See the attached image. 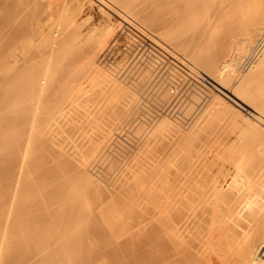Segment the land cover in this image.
Instances as JSON below:
<instances>
[{"label":"bare ground","instance_id":"obj_1","mask_svg":"<svg viewBox=\"0 0 264 264\" xmlns=\"http://www.w3.org/2000/svg\"><path fill=\"white\" fill-rule=\"evenodd\" d=\"M19 1L22 3V0ZM37 1L38 0H32L34 4L37 3ZM60 1L63 2V5L59 8V16L56 15L59 18L58 20L56 19V23L50 27L51 30L48 28V31H50V33L59 32L63 38V44L59 43L57 47H47L46 45L49 43H47V34L49 33L47 32L45 35L44 32L35 28H33L32 33L30 32L31 28H29L30 31L23 37L24 45L21 47L23 54L31 50H38L39 53H42L40 55L41 58H43H40L42 61L40 59V62L37 60L39 56L35 57V62H39L38 65L33 64L34 66H29L26 54L24 55L25 60L23 64H20L16 56L17 48L15 46L9 45L7 49H5V47L8 44L4 43L5 45L0 46L5 50L1 48V53L4 52L0 54V76L2 79H5L3 83L9 81L8 84H2L0 81L2 85H0V87H2V89H0V264H94L97 259L86 260L89 255L88 253L87 256H85L86 261L81 259V262L78 261L81 257L75 259V256L77 253L82 252V250L80 252H78L79 250L74 252L76 249L74 248L73 251V249L70 248V251H73L70 252L68 249L70 245L69 240L72 239L71 241H73L74 236H78L79 234H73L78 229H75V227L74 230L73 227H71V220H69L71 225L68 226L70 223L67 221V218L71 216L69 214L72 209L74 212L76 206L80 207V205H75L73 208H69V210L66 207L69 205L72 206L73 203L76 204L78 201L81 202V200L85 202L86 207L92 206V209L95 208L97 202L100 203L99 206L97 205L98 208H96L99 211L96 210L98 212L97 216L102 217L101 224L104 222V225L107 224L106 226L108 229L104 227L107 229V232H113L114 230L115 233L117 225L119 226L124 222L122 227H118V233L116 232V234H120V236L115 234V238H120V241H122V235L125 233L128 238L129 235L130 238L132 237L129 233L132 232V230L128 231L130 228L127 230L129 235L126 232L125 227L127 225L125 226V217L129 216L131 210L134 212V207L142 206V203L153 200L155 203V210H139L140 220L137 222V225L142 222L143 224L141 225H144L142 226L143 230L145 228L147 230H145L146 234L150 236L151 232V234L155 235L154 239L158 243V250L162 253V257H160L161 259H159L158 264H264V42L259 49L257 48V44H259L258 39L263 38L264 41V0ZM28 2H31V0ZM12 3L16 4V0H0V6L5 8L9 7V9H11V6L14 5ZM58 4L60 5V3ZM87 4H94L96 11L101 12L104 19L93 27L91 25L92 28L85 29V25L96 17V15H90L83 23H78L77 16L85 11ZM5 8L0 10L2 11L0 13H3L4 10L6 11ZM12 9L7 10L5 13L7 14L11 11L10 13L12 14L9 15L11 18L12 15L14 17L16 14L13 13L15 5L14 9ZM1 15L2 14H0V17L4 16ZM114 15L118 16L119 19L115 20L114 17L116 16ZM2 18H4L5 21L8 20L5 17ZM48 18H50V16ZM12 19H10V21H12ZM1 20L0 26H3V20ZM13 22L14 21H12V23ZM142 22L147 24V26ZM9 23V20L8 24L4 22L7 27ZM12 23H10V25ZM14 24H12V26ZM124 24H128L137 29L145 36H149V38L151 37L150 39L157 46L170 52V55L187 67V70L193 69L190 72H194L195 70L201 78L206 80V83L211 89L217 91V93L211 97L209 104L205 107L206 109L202 114H207V112L217 114L223 118L227 132H230L228 129H232L235 131L233 132L235 134L236 129L242 128L241 130L243 132L247 131L244 134L248 135L250 133L253 139L250 138V140L245 141L247 137L245 135L246 137H243L244 141L213 140L214 138L217 140V135V138L214 137L211 139L212 141H210V139L209 141H202V138L201 141H198V136L199 138L202 137L200 133L203 129L206 131L208 128V126H206L207 116L202 119L203 115H199L202 120L197 118L198 120H195L196 123L193 124L194 119L189 118V111V114L185 112L188 114V117L185 114L186 118H181L182 116H180V119L177 120L176 118H179L178 114H176L177 117L175 119L172 115L169 117V113L174 114L171 107H169V113L167 112V116H165L163 113L166 112L165 108L170 104V100L168 102L169 104L166 103L167 105L165 108H160V110L162 109L164 112L154 111V113L151 114L152 112L150 113V110H153V106L151 109L149 108V112L145 110L150 115H145L146 113L142 112L143 115L149 119V124L153 122L152 125L150 124L152 127L144 134L145 137H142L144 138L142 141L131 142L130 139H125L129 143L127 144L126 142L127 145L124 143L125 141H120L121 144L124 143L126 147L130 149L132 155L130 154L128 158L122 159L121 157L125 154L123 155L122 152H119L121 153V157L115 154L113 144L116 145L115 140L117 135H119L118 128H120L119 130L121 131L123 125L137 120L140 115H136L134 112L136 111L137 113V110L140 108L138 106L143 103L144 99L142 98H146L149 92H145L146 96H144L143 92L140 93L142 86L144 87L143 90L147 87V79L143 74L142 78L140 76L139 80L135 81L137 78L136 75L134 77L135 80L130 83L132 84L131 86H125L123 83L124 81L121 80L123 81L121 82L119 80L121 77L118 78L117 73L115 74V71H119L116 69L117 67L115 71L109 68L110 71H113L114 74H112L110 71H107V69L104 70L105 68L103 69L100 67L99 64H97L98 60L95 61L97 52L106 48V44L115 34L117 28L123 27ZM5 25L3 28L0 27V30L3 31L6 27ZM223 27L233 34L232 36L229 35V37H227L228 34L224 36L229 38V42H225L226 38H221V40L217 41L219 39L216 38L218 29L222 30ZM238 30H240V32H238ZM236 32H238V34L241 33V36H237ZM221 34L222 33H220V35ZM35 35L39 36L37 39L39 41H36L34 38ZM49 39L52 41V38ZM172 45L175 49L171 47ZM225 48H228L229 51L225 50ZM45 49H47V51H43ZM142 54L143 53L140 55ZM252 55L255 56L253 60L249 61L248 56L252 57ZM155 56H157V54ZM52 57H54V59H52ZM56 58L58 61L55 62ZM143 59H145V57ZM32 60L31 62L34 61ZM31 62L30 64L32 65ZM153 62H151V64ZM139 66L137 65V67ZM200 66L203 69H201ZM137 67L135 66V68ZM82 70L85 74L80 76L79 71L82 72ZM138 73L140 74V72ZM147 73L148 71L145 75H147ZM126 74H123L124 78ZM173 74L174 73H172V75ZM120 75L122 74L119 72V76ZM127 77H129V75ZM86 79H88L91 84L95 85L101 82L112 81V83L108 85V94L115 95L118 91L126 88L129 90V97L116 103H114L115 100H113L111 96L96 100V98L89 93V89L84 85ZM255 84L256 86H254ZM132 86L137 87L138 90ZM153 86H155L154 83ZM161 89L164 88L162 87ZM203 90L205 91V89ZM48 91L52 93V96L58 94L57 96L59 97L60 95L61 97L59 104L56 107L54 106L55 108L51 105L53 109H50L51 111H48L47 108L45 109L46 106L44 105L47 104L45 102L47 100L44 98ZM168 91L170 92V90ZM195 91L197 90L195 89ZM157 94H159V92ZM164 94H167V91ZM57 96L54 95V98ZM47 98L49 97L47 96ZM91 100H95V103L89 106ZM198 100H202V98ZM47 102L48 105L49 103H53H51V101ZM197 103L200 105L201 102L199 101ZM161 104L163 105L160 101V105ZM156 105H158V103ZM160 105L158 106L162 107V105ZM203 106L204 105L201 107ZM154 110H156V108ZM191 112L193 113V111ZM78 113L81 115L79 116ZM77 115L79 120L82 116H85L87 124L88 121H90L94 129L95 127L99 129L94 131L97 133H92V138H89V141L82 139V142H79V131L75 132V128L79 124L84 125L86 121L82 118L83 123H81L82 120H80L79 123ZM185 115L183 116L185 117ZM58 117L61 118L59 119ZM141 124L144 125L145 123ZM141 124L139 126L140 128ZM191 124L193 125L191 126ZM145 125L147 126V124ZM167 125H176L185 128L186 130H184V132H189L190 141H157L156 133ZM189 126H191V128L187 130ZM133 127H135V124ZM143 127L142 129H146L145 126ZM78 128L80 130L83 127L78 126L77 129ZM140 128L138 129L140 130ZM58 129L60 132L62 131L65 133V140L67 143L63 144L59 139H55L59 137L61 140V136L58 135L57 137V134H55ZM86 129H90V126L83 129L85 131L81 130L88 134L89 131L86 132ZM132 129L130 128L131 131ZM83 132L81 134H83ZM140 132V134L136 132L135 135L140 137L139 135L142 134L143 130H140ZM243 132L240 133V135H243ZM233 133L231 134L233 135ZM73 134L78 141H76V139L75 141L74 139L71 140L75 137L72 136ZM94 134H97L99 138L94 139ZM88 135H84L83 137H87ZM122 135L123 133L120 136L122 137ZM128 135L129 133L127 136ZM132 135H134V133ZM228 136L230 135L228 134ZM128 137L131 138L133 136ZM206 137H204V139H206ZM249 137L247 138L249 139ZM118 143L117 145H119ZM45 145L46 147L50 145L56 148L57 153L55 151V154H57L60 161L59 163L61 164L63 173L61 174L64 176L63 179H65V177H70L71 180L68 182H66L68 178L67 180L65 179V181L60 178L58 180V178L55 179L56 176L52 177L53 180L55 179L54 182H50L51 178L49 180L46 179L47 175L51 176L56 170L55 167V169H53V166L56 165L52 163V166V164L48 162L46 166L49 167L51 164L53 169L52 173L50 168H48V171L50 170L48 174L40 172L41 170L39 171L38 166H36V172L39 171L40 174H44H39L38 176H40V178L38 179L43 181L44 179H41V176H43V178L46 176V181H43L44 183L40 181L41 184L44 185L43 188H40L41 185H38V183L35 185V178H33L34 181L30 187L27 183L30 182L29 180L32 178V174H34L33 172L35 171L31 172L35 167V156L40 148H45ZM116 150L118 151V149ZM124 151L129 153L127 150ZM102 157H104L103 163L105 162L104 159L109 158L110 163H112L110 164V168L111 165H114V168L117 166L121 167V170L125 167L124 169L127 172L125 175H120L121 177L112 184L111 188H107L108 186L106 187L103 181L99 180L91 173V169L98 166V161L102 159ZM52 158H50L51 161L56 159ZM109 160H107V162H109ZM56 162L58 161L56 160ZM40 163L43 162H39L38 165ZM46 163L47 161L45 164ZM40 166L43 168V165ZM46 166L44 165L45 168ZM45 168H43V170ZM97 168L98 167H96V169ZM61 169L59 170L60 172ZM113 170L114 169H112V171ZM48 171L46 169V172ZM100 172H97V174L99 175ZM121 172H123V170ZM121 172L119 171L118 173ZM115 173H117V171ZM58 174L60 173L58 172ZM122 176L124 177L123 179ZM112 178L113 177H111V180L113 181L117 179L115 177V180ZM119 179L121 181H119ZM47 180L50 183L47 182ZM36 182L38 181L36 180ZM46 182L48 183L51 196L55 199L59 197L58 200L52 201V204L50 199H54L51 197L50 199L46 198L47 201L50 202L48 205L46 204L47 201L46 203L44 201V196H46L47 192L45 193V191L41 190L48 189L47 185H45ZM109 182L111 181L109 180ZM37 190L44 192L45 195L42 196L40 193L39 195L35 194L36 196L33 195ZM91 193L98 197V200L95 197L97 201L94 203L95 206L92 204L90 205V201L95 200V198H90ZM48 195L50 194L48 193ZM56 206L59 207L56 209L60 210H58V215H64L60 214L63 208L69 211V214L67 213L68 217L66 218L64 216L68 224L65 220L62 222H65L68 228L71 227L74 232L68 234L66 228H63V230L60 229L62 232H59L58 227L60 225L62 227L63 223L60 224L55 231L54 224L52 225L49 221L54 231L52 228V231L47 230L48 227L50 228L52 226H47L46 224L49 223H47L45 219L50 218L47 216L52 215V213H49V215L48 212H52L51 208ZM79 207L77 208V213L80 212L79 209L81 207V209H83V206ZM126 208H131L128 209V212L126 211L128 216L125 215L126 212L124 213ZM56 209L53 210V213L57 212ZM85 210L89 211L86 215L83 213ZM91 211L86 208L81 211V214L85 217L87 214L88 216L90 215L89 217L87 216L89 218L88 221H93L95 218H90L95 211L93 209L94 213L90 214ZM136 212L138 214V210H136ZM77 213L74 212L76 216L73 214L76 217V219H74L75 222H77L76 224L80 227L86 225V229H88V223H83L85 224L83 225L81 222L83 218L80 217L81 219H78L80 213L78 215ZM53 216L57 217L55 214L52 215V217ZM74 216H72V219ZM133 216L131 215L132 218L130 219L135 218L136 213L135 216ZM50 219L51 222L55 221H53L54 218ZM57 219L59 218L57 217ZM61 219L60 217V220ZM97 219L100 221L99 217ZM127 219L128 222L130 219L129 217ZM136 219L138 220V217ZM42 220H44V222L46 221V224L42 222ZM76 220H80L81 223H78ZM84 220L86 219L84 218L83 221ZM56 222L57 221L54 222L55 225L57 223L59 224V222ZM74 223L73 225L75 226ZM130 223L129 221V224ZM66 224H64V226ZM89 224L91 225V223ZM101 224L98 227L101 228ZM129 224L127 227H129ZM42 225L45 227L47 226V228H44ZM141 225L138 226L141 227ZM132 226V228H135L134 225ZM81 229L85 230L84 227H81ZM81 229L79 228L80 231ZM64 232L66 234H61ZM85 232L87 231L85 230ZM110 232L109 237L114 234H110ZM67 234L69 236L71 235L70 237L73 238H68ZM142 234L145 235L144 233ZM66 236L67 240L69 239L68 241L65 240ZM152 236L153 235L150 237ZM78 237H80V235ZM81 238L82 240L79 239L80 243L83 241V236ZM106 238L108 237H105V239ZM145 238L148 239L146 235ZM109 239L111 242L114 241V243L119 241L117 239L113 241L111 238ZM63 240H65V244H63ZM120 241L116 243V246H118ZM153 241L151 240L150 242ZM74 242H76V240H74L71 245H74ZM89 242H92V240ZM67 243L69 245L64 246ZM80 243L79 246H81ZM88 245L89 244H87V246ZM120 245L118 246L119 249L122 248ZM111 246L110 247L113 248V245ZM83 247L84 246H82V249ZM105 247L106 246H104V248ZM83 250L85 251V249ZM110 251H112V249ZM72 253H76V255L73 256ZM82 253L80 254L82 255ZM120 253L121 252H119V254ZM70 254L76 261L70 257ZM94 254L96 253H93V255ZM102 254L105 255L104 253ZM94 257L95 256H93V258ZM99 264L105 263L101 262Z\"/></svg>","mask_w":264,"mask_h":264},{"label":"rangeland","instance_id":"obj_2","mask_svg":"<svg viewBox=\"0 0 264 264\" xmlns=\"http://www.w3.org/2000/svg\"><path fill=\"white\" fill-rule=\"evenodd\" d=\"M26 1V0H25ZM25 1H23L22 0V3L19 1V0H16V4H14V3H12V4H14L15 5V10H14V17H13V15H12V18L9 16L10 14H12V13H10V12H8L7 14H5L6 12H7V10H11L12 8L14 9V5L13 6H11L12 8L11 9H9V7H1L0 6V8H2V9H0V10H3V8H5L6 9V11L4 10L3 11V13H0V14H2V15H4V16H2V17H5L6 19H8L9 20V22L10 23H12V21H14L15 22V24H14V22L12 23V24H14L13 26H12V24L10 25V23H9V28L4 24V22H6L7 24H8V20H4V18H2V17H0L1 19V21L3 22L2 24H3V26H0L1 28H3L4 27V25L7 27H5L4 29H3V31L2 30H0L1 32H0V46L1 45H5V44H8V45H6V47H5V49H7V47L10 45V46H15L16 48H17V50H16V56H17V59H18V63H22L23 64V62H24V60H25V58H24V55L26 54L27 56H26V58H27V60H28V65L29 66H34L33 64H37L38 65V63L40 62V60L41 59H43V58H41V54L42 53H39V51L38 50H31L30 52H28V53H25V54H23V51H22V46L24 45V43H23V37L30 31L31 33H32V30H33V28H35V29H39L40 31H42V32H44V34L46 35L47 34V32L49 33V34H47L48 35V39H47V43H45V44H47L46 46L47 47H49V46H55V47H57V45L59 44V43H62L63 44V38H62V36L59 34V32H56V33H50V31H48L49 29H50V27L54 24V23H56L55 22V20L57 19L58 20V18L59 17H57L56 15H58L59 16V8H61L62 7V5H63V2L62 1H60V0H38L37 1V3H35L34 4V2H32V0H31V2H28V1H30V0H27L26 1V3H25ZM20 2V3H19ZM58 3H60V5L58 4ZM22 5V6H21ZM22 7V8H21ZM25 9H24V8ZM8 8V9H7ZM12 9V10H13ZM22 10V11H21ZM58 11V12H57ZM0 12H2V11H0ZM55 12V13H54ZM51 15H50V14ZM94 16V15H96V17H95V19H92L90 22H88V24L87 25H85L86 27H85V29L86 28H92L94 25H96V24H98L99 22H102V20L104 19V16H103V14L101 13V12H99V11H96V9H95V5L94 4H87V8L85 9V11L83 12V13H81V14H79L78 16H77V20H78V23H83L84 21H85V19L87 18V17H89V16ZM7 16H9V17H7ZM50 16V18H48ZM114 16H116V15H114ZM52 17H56L55 19L54 18H52ZM10 19H12V21H10ZM114 19L116 20V19H119L118 18V16H116V17H114ZM56 20V21H57ZM95 20V21H94ZM94 22H96V23H94ZM143 23V22H142ZM46 26H45V25ZM48 24V25H47ZM145 26H147V24H145V23H143ZM203 24V23H202ZM0 25H1V22H0ZM89 25H90V27H89ZM91 25H92V27H91ZM55 26V25H54ZM125 26V27H124ZM126 26H128V27H126ZM203 26V25H202ZM29 28H31L30 30H29ZM49 28V29H48ZM53 28V27H52ZM55 29H56V27H55ZM54 29V30H55ZM235 29V28H234ZM51 30V29H50ZM133 30V31H132ZM52 31H53V29H52ZM221 31V32H220ZM229 30L227 29H225V27H223L222 28V30L221 29H218V33H217V37L216 38H219L217 41H219V40H221V38L222 39H224V38H226L225 39V42H227L228 41V39L229 38H227V37H229V35H233L232 34V32L230 31V32H228ZM54 32V31H53ZM222 33L221 35H220V33ZM238 32H240V30H238ZM238 32H236V35L238 36V35H240L241 36V33H239L238 34ZM51 34V35H50ZM133 34V35H132ZM228 34V36L227 37H224L225 35H227ZM235 34V33H234ZM49 35H50V37H49ZM53 35H54V37H53ZM132 36V37H131ZM239 36V37H240ZM134 37V38H133ZM34 38L36 39V41H39V40H37L38 38H39V36H37V35H35L34 36ZM49 38H52L51 40L52 41H50V39ZM145 38V39H144ZM149 38V36H145L144 34H142V33H140L137 29H135V28H133V27H131V26H129L128 24H124L123 25V27L121 26L120 28H117V30H116V32H115V34L110 38V40L108 41V43L106 44V48H104L103 50H100V51H98L97 52V54H96V56H95V61H97V64H99V66L100 67H102L104 70H106L107 69V71H110L111 69L112 70H116V69H118L119 71L117 72V71H115V74L117 73V76H118V78L119 77H121V79L119 78V80L121 81V80H123V81H121V82H123L124 83V85L125 86H131L132 84H130L131 83V81H134L135 80V76L137 77L136 78V80L135 81H137V80H139V78H140V76H141V78H142V76L144 75V77L147 79L146 80V89L145 90H143V86L141 87L142 89H140V93L141 92H143V94H144V96H146L145 94L147 93V96H146V98L144 97V98H142V99H144L143 100V103H141V105H137L138 107H140L139 108V110H137V113H136V111L134 112L136 115H142L141 117L139 116L138 118H137V120L139 121H133V122H129V123H127V124H125V125H123V128H122V126H121V131L119 130L120 128H118V131H119V135H117V138H116V145H114L113 144V147H114V149H115V154H117V155H119L120 157H121V153H119V152H122L123 153V155L124 156H122L121 158L122 159H126V158H128L129 156H130V154L132 155V152L130 153V149L128 148V147H126V145L127 144H129L128 143V141L127 140H125V139H130V141L132 142V141H142L144 138H142V137H145V135L144 134H146V132L147 131H149V129H150V127H152L151 125L153 124V122L151 123L150 122V124H149V119L148 118H146V116L145 115H148L149 113V108L151 109L152 108V106L154 107L153 108V110L151 109L150 110V113L151 114H153L154 113V111L155 112H161V111H163L162 109L163 108H165V106L167 105V104H169L168 102L170 101V104L168 105V107L166 106V112H164L163 114L165 115V116H167V112L169 113V107H171L172 109H173V111H174V114H170L169 113V117L172 115V117L175 119L176 117H177V115L176 114H178V117L179 118H176L177 120H179L180 119V116H182L181 118H186V115H187V117H188V111L190 112V119H194L193 120V124H195L196 123V121L195 120H198V119H200V120H202L204 117H206L207 116V124H206V126H208V128H207V130L206 131H204V129H203V131L200 133V136H202V137H200L199 138V136H198V141L200 140L201 141V138H202V141H209V139H210V141H212L211 139L212 138H214V137H216L217 138V135H218V138H217V140L214 138L213 140H215V141H244V138L243 137H249L250 136V133L248 134V135H246V134H244V133H246L247 131H245V132H243L241 129H236V133L234 134L233 132H235L234 130H229L228 129V131H230V132H227V129H225V125H224V120H223V118L221 117V116H219V115H217V114H212V112H207V114H202L203 113V111L206 109L205 107L209 104V101H210V99H211V97L213 96V95H215L216 93H217V91L215 90V89H211V87L206 83V80H204L203 78H201L199 75H198V73L194 70V72H190V71H192V70H190V69H188L187 70V67H185L183 64H181L179 61H177L176 59H174L171 55H170V52H168V51H166V50H163L162 48H160L159 46H157L150 38ZM62 42H61V41ZM138 40V41H137ZM151 40V41H150ZM259 40V44H257V48L259 49L260 48V46H262V44H263V38H259L258 39ZM149 41V42H148ZM151 42V43H150ZM229 42V41H228ZM5 43V44H4ZM143 43V44H142ZM152 44V45H150V44ZM261 44V45H260ZM86 45V44H85ZM148 45V46H147ZM150 45V46H149ZM86 47V46H85ZM152 49H150V48ZM155 47V48H154ZM171 47H173L174 49H175V47L172 45ZM2 47H0V54H2L5 50H4V48H2L4 51L1 53V51H2V49H1ZM9 48V47H8ZM146 48V49H145ZM157 49V50H156ZM231 49V48H230ZM151 50V51H150ZM225 50H228L229 51V49L228 48H225ZM43 51H47V49H45V50H43ZM104 51V52H103ZM154 53H153V52ZM159 51V52H158ZM160 51H161V53H160ZM146 52V53H145ZM152 52V53H151ZM137 53V54H136ZM141 53H143L142 55H140ZM148 53V54H147ZM163 53V54H162ZM36 54V55H35ZM145 54H147V55H145ZM157 54V56H155V55ZM151 57H150V56ZM166 55V56H165ZM38 57L39 56V58H37V60H39L40 58V60H39V62L37 63V62H35V57ZM45 56H47V55H45ZM135 56V57H134ZM141 56V57H140ZM143 56V57H142ZM254 56L255 55H252V57H249L248 56V60L249 61H251V60H253V58H254ZM44 57V56H43ZM131 57V58H130ZM138 57V58H137ZM145 57V59H143ZM160 57V58H159ZM136 58V59H135ZM148 58H149V60H148ZM153 58V59H152ZM159 58V59H158ZM162 58V59H161ZM164 58V59H163ZM34 61H33V60ZM52 59H54V57H52ZM133 59V60H132ZM158 59V60H157ZM166 59V60H165ZM31 60L34 62H31ZM36 60V61H37ZM125 60V61H124ZM138 60V61H137ZM142 60H144V61H142ZM156 60V61H155ZM42 61V60H41ZM56 61H58V59L56 58L55 59V62ZM154 61V62H153ZM159 61V62H158ZM165 61V62H164ZM174 61V62H173ZM248 61V62H249ZM30 62L32 63V65L30 64ZM124 62V63H123ZM133 62V63H132ZM151 62H153L154 63V65H153V63L151 64ZM58 63V62H57ZM130 63V64H129ZM138 63H141V64H138ZM146 63H147V65H146ZM162 63V64H161ZM177 63V64H176ZM134 64V65H133ZM131 65V66H130ZM137 65L139 66V67H137ZM144 65V66H143ZM150 65H152V66H150ZM158 65H160V66H158ZM170 65V66H169ZM135 66L137 67V68H135ZM147 66V67H146ZM148 66H150V67H148ZM182 68H181V67ZM198 66V65H197ZM38 67V66H37ZM114 67V68H113ZM117 67V68H116ZM132 69H131V68ZM144 67V68H143ZM199 67V66H198ZM109 68H110V70H109ZM116 68V69H115ZM152 68V69H151ZM189 68V67H188ZM200 68H201V66H200ZM143 69V70H142ZM155 69V70H154ZM184 69V70H183ZM201 69H203V68H201ZM124 70V71H123ZM130 70V71H129ZM135 70V71H134ZM128 71V72H127ZM134 71V72H133ZM148 71V73H147V75H145V73ZM157 71H159V72H156ZM164 71V72H163ZM170 71H172V72H170ZM112 74H114L113 73V71H110ZM119 72L122 74V75H120L119 76ZM123 72V73H122ZM125 72V73H124ZM138 72H140V74L138 73ZM150 72V73H149ZM152 72V73H151ZM163 72V73H162ZM182 72V73H181ZM127 73V74H126ZM134 73V74H133ZM138 73V74H137ZM172 73H174L173 75H172ZM197 75H196V74ZM79 74H80V76H83L84 74H85V72L82 70V72L81 71H79ZM123 74H126L125 75V78H124V75ZM131 74V75H130ZM143 74V75H142ZM150 74H152V75H150ZM155 74H157V75H155ZM159 74V75H158ZM193 74H195V75H193ZM129 75V77H127ZM150 75V76H149ZM155 75V76H154ZM166 75H168V76H166ZM205 75V74H204ZM208 75H209V73H208ZM148 76V77H147ZM158 76H159V78H158ZM161 76V77H160ZM165 76H166V78H165ZM171 76H173V77H171ZM177 76V77H176ZM194 76V77H193ZM206 76V75H205ZM131 77V78H130ZM134 79H133V78ZM153 77H154V79H153ZM164 77V78H163ZM207 77V76H206ZM126 78H127V80H128V82H127V80H126ZM171 78V79H170ZM173 78V79H172ZM174 78H176V79H174ZM200 78V79H199ZM130 79V80H129ZM156 79H158V80H156ZM170 79V80H169ZM181 79H183V80H181ZM197 79V80H196ZM199 79V80H198ZM3 80H5V79H2L1 78V76H0V81H1V83L2 84H4V83H6V84H8V82L7 81H5L4 83H3ZM6 80H7V78H6ZM8 80H9V78H8ZM149 80V81H148ZM152 80V81H151ZM208 80H209V78H208ZM127 82V84H126V82ZM151 81V82H150ZM171 81V82H170ZM180 81V82H179ZM191 81H192V83H191ZM194 81V82H193ZM150 82V83H149ZM162 82V83H161ZM112 83V81H106V82H101V83H99V84H97V85H95V84H91L90 83V81L88 80V79H86V81L84 82V85L86 86V88H88L89 89V93L92 95V96H94L95 98H96V100L97 99H101V98H103V99H105V97L106 96H111V98L113 99V100H115V102L114 103H116V102H119V101H123V100H125L127 97H129L128 96V93H129V90L128 89H123V90H121V91H118L115 95H110V94H108L107 93V89H108V85H110ZM149 83V84H148ZM153 83L155 84V86H153ZM161 83V84H160ZM165 83V84H164ZM184 83V84H183ZM167 84V85H166ZM195 84H197V85H195ZM1 85V84H0ZM164 85H165V87H164ZM2 86V85H1ZM153 86V87H152ZM158 86V87H157ZM174 86L175 87H177V89L178 90H180L179 91V94H178V96H175L174 94H173V92H172V89L174 88ZM182 86V87H181ZM200 86V87H199ZM254 86H256V84L254 85ZM253 86V88L255 89V87ZM132 87H134V88H136V90H138V88L137 87H135V86H132ZM164 88V89H161V88ZM169 87V88H168ZM191 87H193V88H191ZM0 89H2V87H0ZM149 89H151V90H149ZM155 89V90H154ZM182 89V90H181ZM195 89L198 91V93H197V91H195ZM203 89H205V91L203 90ZM143 90V91H142ZM168 90H170V92L168 91ZM184 90H185V92H184ZM203 90V91H202ZM253 90V89H252ZM155 93H154V92ZM167 91V94H164L165 92ZM199 91H200V93H199ZM146 92V93H145ZM159 92V94H157ZM183 92V93H182ZM190 92V93H189ZM47 94H46V96H45V100H47V101H51V103L52 104H50L49 103V105H48V102L47 101H45L47 104H44L45 106V109L47 108V110L48 111H51V110H53L52 109V107L53 108H55L58 104H59V100H61V97H60V95H59V97L57 96L58 94H54V95H56L57 97H55L54 98V95L52 96V93L51 92H46ZM188 93V94H187ZM51 94V95H50ZM138 94V93H137ZM142 94V95H143ZM169 94H171V95H169ZM187 94V95H186ZM197 94V95H196ZM50 95V96H49ZM162 95V96H161ZM165 95V96H164ZM169 95V96H168ZM183 95V96H182ZM194 95V96H193ZM201 95H204V96H201ZM210 95V96H209ZM47 96L49 97V98H47ZM51 96H52V100H51ZM113 96H115V97H113ZM164 96V97H163ZM168 96V97H167ZM195 96H196V98H197V101H196V98H195ZM154 97V98H153ZM47 98V99H46ZM56 99V100H54V99ZM151 98V99H150ZM156 98V99H155ZM160 98H162L164 101H166V102H164L162 99H160ZM169 98V99H168ZM179 98V99H178ZM202 98V100H198V99H201ZM208 98V99H207ZM50 99V100H49ZM150 99V100H149ZM161 101V103H163V105H162V107H159L158 105H160V101ZM168 99V100H167ZM154 100V101H153ZM157 100V101H156ZM177 100V101H176ZM205 100H206V102H205ZM174 101V102H173ZM175 101H176V103H175ZM201 102L200 103V105L197 103V102ZM204 101V102H203ZM44 102V103H45ZM55 102V103H54ZM152 102H154V103H152ZM95 103V100H91L90 102H89V106H92L93 104ZM158 103V105H156ZM165 103V104H164ZM167 103V104H166ZM172 103V104H171ZM175 103V104H174ZM202 103H204V104H202ZM55 104V105H54ZM146 104V105H145ZM147 104H149V105H147ZM151 104V105H150ZM155 104V105H154ZM180 104V105H179ZM196 104V105H195ZM49 107H48V106ZM51 105H53L52 107H51ZM160 105V106H161ZM171 105V106H170ZM174 105H177V106H174ZM184 105H186V106H184ZM202 105H204L203 107H201ZM55 106V107H54ZM151 106V107H150ZM155 106H157V107H155ZM173 106V107H172ZM183 107V109H182V107ZM189 106V107H188ZM144 107H146V108H144ZM201 107V108H200ZM49 108V109H48ZM144 108V109H143ZM156 108V110H154ZM160 108H162L161 110H160ZM198 108V109H197ZM199 108H200V111H199ZM51 109V110H50ZM171 109V110H172ZM187 109V110H186ZM190 109V110H189ZM192 109V110H191ZM203 109V110H202ZM145 110H148V112L147 111H145ZM177 110H178V112H177ZM182 112H181V111ZM173 111H171V112H173ZM191 111H193V113L191 112ZM198 111V112H197ZM45 112V111H44ZM43 112V113H44ZM140 112V113H139ZM142 112H145L144 114L145 115H143V113ZM177 112V113H176ZM180 112H181V114H180ZM188 113V114H186V113ZM79 113H82V112H79ZM78 113V114H79ZM192 113V114H191ZM186 114V115H185ZM197 114V115H196ZM203 115V117H202V119L200 118V116L199 115ZM44 115H45V113H44ZM81 114H79V116H80ZM150 115V114H149ZM183 115H185V117L183 116ZM194 115H196V116H194ZM145 116V117H144ZM194 116V117H193ZM77 117H78V115H77ZM145 118V119H143V118ZM59 119L61 118V117H58ZM82 118H84V121H86V122H84V125H80L79 123H80V120H82L81 121V123H83V119ZM172 118V119H173ZM198 118V119H197ZM171 119V120H172ZM79 120V117H78V121H79V123H78V121H77V123L79 124H77L78 126H81V127H83V128H81L82 130L83 129H85L87 126L89 127L90 126V129H86L87 131L86 132H88V134L90 133V131H91V133L88 135V134H86L85 132H83V131H85V130H79V128L77 129V127L78 126H76V128H75V132L76 131H79L78 132V134H79V136H78V139H79V137H80V141L79 142H82V139H84L85 141H87L89 138H92V133H97V132H94L95 130H99V129H96V127H95V129L91 126V122L90 121H88V124H87V120H85V116H82L81 117V119ZM199 120V121H200ZM146 121H147V123H146ZM198 122V121H197ZM136 123H137V125H136ZM141 123H145V124H147V126L144 124H141V128L139 127L140 126V124ZM240 123H242V122H240ZM129 124H130V126H129ZM134 124H135V127H133L134 126ZM138 124H139V126H138ZM193 124H191V126L193 125ZM132 125V126H131ZM128 128H126V127ZM143 126H145L146 127V129H142V127ZM167 126H169V127H167ZM165 128H162L161 130H159L158 131V133H156V135H157V141H190V137H189V132L188 131H185L184 132V130H186L185 128H183V127H178V126H176V125H167ZM191 126H189V127H187V130H189L190 128H191ZM92 127V128H91ZM132 127H133V129H132ZM130 128L132 129V131L130 130ZM138 128H140V130L142 131L143 130V132H142V134L141 135H139L140 137H138V135H135V133L137 132V134H140L141 132H140V130L138 129ZM144 128V127H143ZM148 128V129H147ZM205 128V127H204ZM212 130V132H211V130ZM77 129V130H76ZM206 129V128H205ZM130 130V131H129ZM137 130H139V131H137ZM145 130V131H144ZM125 133H124V132ZM136 131V132H135ZM243 132V135L241 134L240 135V133H242ZM59 132V133H58ZM75 132H74V134H75ZM83 132V134H81ZM139 132V133H138ZM213 132H214V134H213ZM218 132H219V134H218ZM98 133H100V132H98ZM123 133V135H122V137L120 136L121 134ZM129 133V135L128 136H133V137H131L132 139H134V140H132L130 137H128L127 136V134ZM134 133V135H132ZM227 133V134H226ZM231 133H233V135L231 134ZM55 134H57L56 136L58 137V135L59 136H61V140H60V138L58 137V138H55V139H59V141L60 142H62L63 144H65V143H67V141L65 140V133H63L62 131L60 132L59 131V129H58V131H56L55 132ZM61 134V135H60ZM72 135V136H75V135ZM77 134V135H78ZM80 134H81V136H80ZM125 134V135H124ZM228 134L230 135V136H228ZM84 135H88L87 137H83ZM100 135V134H99ZM208 136V137H206V136ZM209 135H210V137H209ZM212 135V136H211ZM216 135V136H215ZM246 135V136H245ZM95 136H98L97 134H94V139L96 138V139H98L99 138V136L98 137H95ZM120 136V137H119ZM137 136V137H136ZM222 136V137H221ZM238 136V137H237ZM242 136V137H241ZM125 137V138H124ZM204 137H206V139H204ZM246 137V138H247ZM252 136H250L249 137V139L247 138H245V141L246 140H250V138H251ZM86 138V139H85ZM120 140H119V139ZM220 138H222V139H220ZM241 138V139H240ZM74 139V141H75V139H76V141H78L77 140V138H76V136L75 137H73L71 140H73ZM251 139H253V138H251ZM83 140V141H84ZM119 140V141H118ZM197 140H195V141H197ZM55 141V140H54ZM89 141V140H88ZM122 141H125L124 143L126 144V142H127V144L125 145L124 143H122L121 144V142ZM252 141V140H251ZM69 142V141H68ZM119 142V143H118ZM117 143L119 144V145H117ZM50 145H47V147H46V145H45V148H40L39 150H38V153H37V155L35 156V163H34V165H35V167H34V169L33 170H31V172H33L34 170V174H32L33 176H32V178H30V182L29 183H27L29 186L32 184V182L34 181V179L33 178H35V181H34V183H35V185H37V183H38V185L40 184L41 186H40V188H43V184H41V182H45L46 180H45V177L46 176H44V178H43V176H41V179H44L43 181H41V180H39L38 178H40V176H38L39 174H40V172H45V173H49L50 172V170H52L51 171V173L53 172V169H55L56 168V170H58V171H54L53 173H52V175L51 176H49V175H47V178L46 179H50L51 178V181L50 182H54L55 181V179L56 178H58V180H59V178L61 179V180H64L65 181V179L67 180V178H68V180L66 181V182H68V181H70L71 179H70V177H65V179H63V173H62V169H61V164L59 163L60 161H59V158H58V156H57V154H55V151H56V148L55 147H53V146H50ZM118 146H119V148H118ZM122 146V147H121ZM121 147V148H120ZM55 150H54V149ZM122 148H123V150H122ZM116 149H118V151L116 150ZM124 150H127V152H129V153H126V151H124ZM54 152V153H53ZM56 153H57V151H56ZM46 156H45V155ZM55 154V155H54ZM49 155V156H48ZM54 157H53V156ZM110 155H111V153H110ZM56 156V157H55ZM126 156V157H125ZM44 157H46L47 158V160H46V158H44ZM56 158L53 162L51 161V159L50 158ZM105 157V156H104ZM104 157H102V159H100L99 161H98V166H96V167H98L97 169H96V167L94 168V169H91V173L96 177V178H98L99 180H101V181H103V183L106 185V187L107 188H111V186H112V184H114L117 180H118V178L119 177H121L120 175H125V173H127L126 171H125V167H123L122 168V170H123V172H121L122 170H121V167H116V168H114V165H111V168L112 169H114L113 171H112V169L110 168V164H112V163H110V160H109V158L108 159H104L105 160V162L103 163V158ZM44 158V159H43ZM52 158V159H53ZM105 158H107V157H105ZM49 160V161H48ZM56 160L58 161V162H56ZM107 160H109V162H107ZM47 161V163L45 164V162ZM39 162H43V163H40L39 165H38V163ZM48 162H50L51 164L53 163L54 165H56V166H53V164H52V166H53V169H52V167H51V164H50V166L48 167V166H46V165H48ZM56 164H55V163ZM100 162H101V164H100ZM58 163H59V166H58ZM106 163V164H105ZM124 163V162H123ZM95 164V165H96ZM108 164V165H107ZM40 165H43V168H45L44 167V165L46 166V168L43 170V168H41V166ZM36 166H38V170L40 171H38V172H36ZM40 166V167H39ZM116 166V165H115ZM55 167V168H54ZM60 167V168H59ZM41 168V169H40ZM48 168H50V170L48 171ZM57 168H59V169H57ZM102 168V169H101ZM104 168V169H103ZM118 168V169H117ZM46 169H47V171L48 172H46ZM61 169V172L59 171ZM95 169H96V171H95ZM100 169H101V172H102V174H101V172H100ZM107 169V170H106ZM121 172V173H118L119 171ZM127 170V169H126ZM94 171V172H93ZM117 171V173H115ZM36 172V173H35ZM58 172L60 173V174H58ZM97 172L99 173L100 172V174L98 175L97 174ZM38 173V174H37ZM43 173H41L40 175H44ZM50 173V174H51ZM62 173V174H61ZM110 173V174H109ZM115 173V174H114ZM123 173V174H122ZM54 174V175H53ZM105 174V175H104ZM109 174V175H108ZM117 174V175H116ZM36 175V176H35ZM102 177H101V176ZM108 175V176H107ZM114 175V176H113ZM119 175V176H118ZM38 176V177H37ZM56 176V177H55ZM60 176V177H59ZM118 176V177H117ZM52 177H55V179L53 180V178ZM104 177V178H103ZM106 177V178H105ZM111 177H113L112 179H114L115 180V178H117L115 181H113V180H111ZM115 177V178H114ZM103 178V179H102ZM109 178V179H108ZM124 177L122 176V179H123ZM32 179V180H31ZM107 180V181H105V180ZM121 179V178H120ZM119 179V181H121ZM36 180L38 181V182H36ZM47 180V182H49ZM109 180L111 181V182H109ZM41 181V182H40ZM57 181V180H56ZM40 182V183H39ZM43 182V183H44ZM46 182V184L45 185H47V190H44V189H41V190H43V191H45V193L47 192V194H46V196H44L45 195V193L44 192H40V191H38L37 190V192H34V194L33 195H35V194H37V195H39V193L42 195V196H44L45 197V199H44V201H45V203H46V201H47V199L46 198H48V199H50V197L52 198V199H54V200H51L50 199V202H51V204H52V201H55V200H58L59 199V197L57 198V199H55L54 197H52L51 196V193L49 192L50 190H49V187H48V183ZM49 182V183H50ZM33 183V184H34ZM31 187V186H30ZM39 188V189H40ZM45 189H46V186H45ZM44 193V194H43ZM48 193L50 194V195H48ZM94 194H90V198L91 199H94L95 197L97 198V200H98V197L97 196H93ZM36 196V195H35ZM93 196V197H92ZM90 198H89V200H90ZM96 198H95V200H91L90 201V205L92 204L93 206H95L94 205V203H95V201H96ZM41 201V200H40ZM49 201H47V205L48 204H50V202L48 203ZM84 201H82L81 200V202H76V204H72V206H67L66 208H68V210H69V208H73L75 205H80V207L81 206H83V209H86L87 208V210H92L91 211V213L90 214H92V213H94V211H95V213L93 214V215H91V218L90 219H97L98 217L100 218V221H99V219H97V220H90V221H88V217L90 216H88V214H87V218L84 216V215H86V213L87 212H89V211H84L83 213H85L84 215L83 214H81L82 212V210L83 209H81L79 206H76V210H74V212H76L77 213V208L79 207L80 209H79V213H77V215L79 216H77L78 217V219L80 218V217H82L83 219L85 218L86 220H84V221H86V222H84L83 221V219H81L82 221V224L83 223H88V226H87V228L88 229H86V225L85 224H83V225H85V226H81V227H84L85 228V230L87 231V232H85V230H82L81 229V227L78 225V224H76L77 222H75V220L74 219H76V214H74V212H73V209H72V211H71V213L69 214L68 212V210L66 209V208H63L64 210H66V211H64L63 209H62V212H60V214H64L63 216L62 215H58L57 213H59V209H56V208H59V207H53V208H51V210H52V212L51 211H49L48 212V214L50 213H52V215H57V217L59 218V219H57V217H52V215H50V216H47V217H50V218H54L53 219V221L55 220V221H57V222H59V224L57 223L56 225H55V221L54 222H51L50 220V218H46L45 220H47V223H52V225L54 224V228H55V231L57 230V227L60 225V224H62L63 222L62 221H66V218L68 217V214L69 215H71V216H69L68 218H67V221L69 222V220H71L70 222H72V225H73V223L75 224V226L73 225H71V223L70 224H68L67 223V221H66V223L68 224V226L69 225H71V227H73V229L75 228V229H78V230H76L75 231V233H73V234H75V235H80V237H78V236H74V239H73V241L74 240H76V242H74V245H71L72 243H73V241H71V240H69L70 242H69V244L71 245H69L68 243L66 244V245H64V246H68L67 248L69 249V251H70V248H72L73 249V251H74V248L76 249L74 252H77L78 250V252H80L81 250H82V252L84 251L83 249H85V253L83 252H80V253H82V255L80 254V253H77V255H76V253H72L73 254V256H75V259L77 258H79V257H81L78 261H81L82 262V260L83 261H88V260H93V259H97V260H95V263L94 264H97V262H98V264L99 263H105V264H158V262H159V259H161L160 257H162V253H160L159 251L160 250H158L159 248L157 247V241L154 239V234H151V232H150V236L151 235H153L152 237H150V236H148L147 234H146V228L143 230V227L142 226H144V225H141V224H143L142 222H140L138 225H141V227L140 226H138L137 225V222H139V210L140 211H154L155 210V203H154V201L153 200H148V201H146V202H144V203H142V206H139V207H134V212H133V210H131V213H129V216L127 215L128 213V209H131V208H126V210L124 211V213L126 212V214L125 215H127L128 217H129V219L130 218H132L131 217V215L133 216H135V213H136V216H135V218H133V219H130L129 221L131 222L130 224H131V227H130V224H129V221L127 222V218L128 217H125L126 218V224H125V226L127 225L128 226V224H129V227H125L126 228V232L128 233V231H131L132 230V232H129L131 235H132V237L130 238V235H129V233H128V235H129V238H128V236H126L125 234L124 235H122V241H123V243H122V241H120V238H115L116 237V232H117V230H118V227L120 226V227H122L123 225H124V222L123 223H121V225H117V229L115 228V233H114V230H113V232L111 231H109L110 232V234H112V233H114V234H112V235H110V237H109V232H107V229H108V227L106 226L107 224H105L104 225V220H103V224H101V219H102V217H100V216H97V214H98V210L96 209V208H98V206H99V202H97V205L95 206V208H93L94 209V211H93V209H92V206L90 207H86L85 206V202L83 203ZM84 204V205H83ZM43 206V205H42ZM44 207V206H43ZM86 207V208H85ZM38 208V207H37ZM91 208V209H90ZM135 208H137V209H135ZM139 208V209H138ZM54 209H56V213H53L54 211ZM133 209V208H132ZM59 210V211H58ZM98 212H97V211ZM136 210H138V214H137V212H136ZM63 211H64V213H63ZM97 212V213H96ZM134 214H133V213ZM68 213V214H67ZM75 216H74V215ZM67 215V216H66ZM83 215V216H82ZM62 218L61 220H60V217ZM66 218H65V217ZM72 216H74V218L72 219ZM96 216V217H95ZM133 216V217H134ZM138 217V220L136 219ZM70 218V219H69ZM124 218V219H125ZM57 219V220H56ZM134 219H136V220H134ZM73 220V221H72ZM133 220H134V222H133ZM49 221V222H48ZM60 221H61V223H60ZM76 221H78V223H81L80 222V220H76ZM95 221V222H94ZM135 221H136V223H135ZM42 222H44V220H42ZM92 222H93V224H92ZM96 222H98V223H96ZM45 224H46V221L44 222ZM46 224L47 226H50L51 224ZM65 222L62 224L63 226L61 227V225L58 227L59 228V232H62L60 229H62L63 230V228L65 229L66 228V230H67V232H68V234L70 233V232H74V230L71 228V227H69L68 228V226H67V224H66ZM89 223H91V225L89 224ZM135 223V224H134ZM64 224H66L65 226H64ZM99 224V225H98ZM100 224L102 225L101 226V228L100 227H98V226H100ZM123 224V225H122ZM51 225V226H52ZM81 225V224H80ZM132 225H134V227L135 228H132L133 226ZM135 225H137V226H135ZM44 228H47V226L45 227L44 225H42ZM67 226V227H66ZM81 229V231L79 230V228ZM96 227V228H95ZM107 228V229H105V228ZM53 229V231H54V228H53V226L52 227H48L47 228V230H50V231H52V229ZM99 228V229H98ZM130 228V230H128ZM70 229V230H69ZM71 229H72V231H71ZM90 229V230H89ZM95 231H94V230ZM100 229H101V232H100ZM110 229V228H109ZM97 230V231H96ZM110 230H112V229H110ZM128 230V231H127ZM143 230V231H142ZM146 230V231H145ZM65 231V230H64ZM81 232V233H79V232ZM88 231H89V234H88ZM91 231V232H90ZM93 231V232H92ZM141 231H142V233H144L145 235H146V237L148 238V239H146L145 238V235H143L142 233H141ZM66 232V231H65ZM61 233V234H66V233ZM95 232H97V233H95ZM78 233V234H77ZM85 233H86V235H85ZM92 233V234H91ZM118 233V232H117ZM61 234H59V235H61ZM67 234V235H68ZM73 234H72V236H73ZM82 234V235H81ZM96 235V237H95V235ZM116 234V235H115ZM89 235H91V236H89ZM101 235V236H100ZM114 235V236H113ZM62 236H64V235H62ZM71 236V235H70ZM69 235H68V238H73V237H70ZM83 236V241H81L82 243H80V240H82V237ZM89 236V237H88ZM95 238H94V237ZM98 236V237H97ZM117 236H120V234L119 235H117ZM125 236V237H124ZM87 237V238H86ZM93 237V238H92ZM105 237H108V238H106L105 239ZM124 237V238H123ZM76 238V239H75ZM77 238H78V240H79V243L81 244V246H79V243H78V240H77ZM85 238V239H84ZM96 238H98V239H96ZM109 238H111L112 239V241L113 240H115V239H117V240H119L120 241V243L118 244V246L120 245V247L122 246V248H120L119 249V247L118 246H116V243H118L119 241H115L116 243H114V241L113 242H111V240L109 239ZM114 238V239H113ZM127 240H126V239ZM150 238H152V239H150ZM88 239V240H87ZM94 239V240H93ZM126 241H125V240ZM149 239H150V241L152 240H154L153 242H150L149 241ZM65 240H67V236L65 237ZM65 240H63V244H65L66 242H64ZM67 240V241H68ZM92 240V242H89V241H91ZM129 240V241H128ZM103 241V242H102ZM89 242V243H88ZM61 243H62V241H61ZM78 245H76V244ZM92 243V244H91ZM99 243H101V244H99ZM110 243H114V244H110ZM125 243V244H124ZM87 244H91L90 246L88 245L87 246ZM111 245H113V248H111L110 246ZM73 246V247H72ZM82 246H84L83 247V249H82ZM104 246H106L107 247V249H106V247L104 248ZM116 246V247H115ZM78 247V248H77ZM89 247H91V248H89ZM103 249H101V248ZM109 247V248H108ZM128 247H129V249H128ZM93 248V249H92ZM116 248H118V249H116ZM71 249V250H72ZM90 249H92V250H90ZM99 249H101V250H99ZM112 249V251H110V250ZM109 250V251H108ZM73 251H70V252H73ZM94 251V252H93ZM99 251H101V252H99ZM106 251V252H105ZM108 251V252H107ZM121 252L120 254H119V252ZM99 252V253H98ZM115 252V253H114ZM87 253L90 255V253H91V255H90V257H92V258H90L89 257V255L87 256ZM93 253H96V254H94L93 255ZM102 253H104L105 255H103ZM113 253V254H112ZM124 253H125V255H124ZM83 254H84V256H83ZM100 254V255H99ZM103 256H102V255ZM108 254V255H107ZM71 255V254H70ZM98 255H99V257H98ZM72 255L70 256V257H72V259H74V257H73ZM85 256H87L88 258L85 260ZM93 256H95L94 258H93ZM105 256V257H104ZM115 256V257H114ZM128 256H129V258H128ZM131 256V257H130ZM83 257V258H82ZM104 257V258H103ZM110 257V258H109ZM90 258V259H89ZM106 258V259H105ZM74 259V260H75ZM82 259V260H81ZM130 259V260H129ZM103 260V261H102ZM76 261V260H75ZM127 261V262H126ZM107 262V263H106Z\"/></svg>","mask_w":264,"mask_h":264},{"label":"built area","instance_id":"obj_3","mask_svg":"<svg viewBox=\"0 0 264 264\" xmlns=\"http://www.w3.org/2000/svg\"><path fill=\"white\" fill-rule=\"evenodd\" d=\"M179 91H180V90H178L177 87H175V86H174V88L172 89V92H173V94H174L175 96H178Z\"/></svg>","mask_w":264,"mask_h":264}]
</instances>
